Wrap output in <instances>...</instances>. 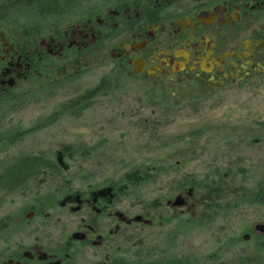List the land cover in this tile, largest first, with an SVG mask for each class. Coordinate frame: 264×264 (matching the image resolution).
Listing matches in <instances>:
<instances>
[{"label":"rangeland","instance_id":"374dc122","mask_svg":"<svg viewBox=\"0 0 264 264\" xmlns=\"http://www.w3.org/2000/svg\"><path fill=\"white\" fill-rule=\"evenodd\" d=\"M105 76L113 86L110 93L95 94L80 113L66 112L36 127ZM23 99L0 107V133L11 138L0 141V263L13 246L57 233L52 229L59 225L56 215L66 193L113 185L131 206L164 203L180 187L199 190L227 172L222 201L229 187L236 213L210 215L185 233L173 232L174 224L155 225L144 234V252L129 247L143 252L150 264L236 258L251 264L255 256L264 264V238L242 239L254 221L264 219L259 202L242 200L244 194L254 199L264 178V78L203 96L189 87L173 93L136 85L111 64L57 88L36 85ZM10 131L18 135L9 136ZM33 206L50 212L49 218L35 215L30 224L22 223Z\"/></svg>","mask_w":264,"mask_h":264},{"label":"flooded vegetation","instance_id":"af4514ba","mask_svg":"<svg viewBox=\"0 0 264 264\" xmlns=\"http://www.w3.org/2000/svg\"><path fill=\"white\" fill-rule=\"evenodd\" d=\"M111 64L136 85L173 93L189 87L203 96L264 78V0H0V107L16 106L36 85ZM10 139L1 135V144ZM227 177L217 176L201 193L180 187L164 203L131 206L113 185L66 193L52 229L57 233L13 246L0 264H150L142 256L146 230L174 224L173 232L185 233L210 215L236 213L229 187L222 201ZM258 188V198L244 194L242 200L259 202L264 211V178ZM40 210L31 207L22 223L49 218ZM258 223L264 219L242 239L262 240ZM129 244L143 252L135 254ZM252 261L259 264L256 256Z\"/></svg>","mask_w":264,"mask_h":264},{"label":"trees","instance_id":"16d2710c","mask_svg":"<svg viewBox=\"0 0 264 264\" xmlns=\"http://www.w3.org/2000/svg\"><path fill=\"white\" fill-rule=\"evenodd\" d=\"M66 80L68 79L57 81L58 83L50 84L48 87H52V88L60 87L61 85L65 83ZM110 88H111V84L108 81V77L105 76L93 88L84 91L82 94L76 96L75 98H72L68 102L62 103L61 107L59 108L60 110L51 114V116L40 120V123L37 124L36 127L51 123V121L54 122L56 121L57 118H59L63 113H66V112L72 113V114L80 113V111L84 110V108H87L88 106L91 105L92 99L94 98L95 94H105L111 90ZM21 101H18L17 105L18 103H21ZM10 134H12L13 136L18 135L15 131L8 132L9 136ZM0 141H1V133H0ZM1 225L2 226L5 225L4 221L1 222Z\"/></svg>","mask_w":264,"mask_h":264},{"label":"water","instance_id":"95a60500","mask_svg":"<svg viewBox=\"0 0 264 264\" xmlns=\"http://www.w3.org/2000/svg\"><path fill=\"white\" fill-rule=\"evenodd\" d=\"M256 229L257 230H260L261 232H264V224L262 223H258L256 225ZM249 237V234H244V238H248Z\"/></svg>","mask_w":264,"mask_h":264}]
</instances>
